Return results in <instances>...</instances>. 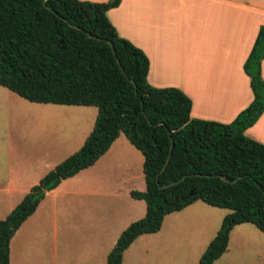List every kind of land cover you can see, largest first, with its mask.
I'll use <instances>...</instances> for the list:
<instances>
[{
    "label": "trees",
    "instance_id": "trees-1",
    "mask_svg": "<svg viewBox=\"0 0 264 264\" xmlns=\"http://www.w3.org/2000/svg\"><path fill=\"white\" fill-rule=\"evenodd\" d=\"M119 2L0 0V85L30 102L97 108L81 147L0 219V264H9L12 237L46 193L95 164L120 134L143 156L145 190L130 196L146 210L122 230L106 264H122L137 237L158 232L166 215L197 200L229 210L199 264L227 250L236 225L264 233V144L244 133L264 111V24L245 63L254 99L224 124L191 117V99L180 89L148 83V57L106 14Z\"/></svg>",
    "mask_w": 264,
    "mask_h": 264
},
{
    "label": "crops",
    "instance_id": "crops-1",
    "mask_svg": "<svg viewBox=\"0 0 264 264\" xmlns=\"http://www.w3.org/2000/svg\"><path fill=\"white\" fill-rule=\"evenodd\" d=\"M106 14L118 34L141 48L148 57V83L157 88L175 87L183 91L191 99V117L231 123L253 101L245 63L264 24V0H120L119 5ZM260 75L264 81V58L260 63ZM44 106V103L30 102L0 85V164L5 167L2 180L6 183L0 189L12 197H19V202L50 170L49 161L58 150L55 141L51 143L46 138L30 142L22 135L20 143L14 145L9 137L14 132H27L31 111L55 119L56 112L42 111ZM48 130L56 133L55 126ZM244 133L264 144V111ZM197 201L179 211L194 213V217L202 209ZM170 214L163 219L161 229ZM86 226L94 230L91 224ZM122 230L115 233L117 238ZM145 235L149 234L137 237L124 251L122 264L126 252L134 246L135 254L138 249L134 244ZM114 244L111 246L108 239H97L93 244L97 259L91 264H106ZM11 257L10 242L9 264Z\"/></svg>",
    "mask_w": 264,
    "mask_h": 264
},
{
    "label": "rangeland",
    "instance_id": "rangeland-1",
    "mask_svg": "<svg viewBox=\"0 0 264 264\" xmlns=\"http://www.w3.org/2000/svg\"><path fill=\"white\" fill-rule=\"evenodd\" d=\"M42 111H55V119L31 111L27 132H14L9 139L14 145L20 143L22 135L30 142L44 138L55 141L58 152L49 161L51 170L81 147L93 128L97 108L45 104ZM52 126L55 134L49 133ZM142 163V154L121 134L94 165L63 180L46 195L15 232L11 264H91L97 259L93 245L97 239H108L112 246L116 232L144 215L145 202L130 196L131 190H145ZM4 169L0 164V188L6 184L2 180ZM19 200L0 189V219ZM196 203L202 209L196 210L194 217L185 210L170 214L160 232L145 235L134 244L136 255L134 246L126 252L123 264H199L229 210ZM87 224L94 230L87 229ZM213 264H264V233L250 223L236 225L227 250Z\"/></svg>",
    "mask_w": 264,
    "mask_h": 264
},
{
    "label": "water",
    "instance_id": "water-1",
    "mask_svg": "<svg viewBox=\"0 0 264 264\" xmlns=\"http://www.w3.org/2000/svg\"><path fill=\"white\" fill-rule=\"evenodd\" d=\"M43 2H45V0H43ZM75 27H76V26H75ZM76 28H77V27H76ZM109 44H110V46H111V48H112V50H113V52H114L113 44H112L111 42H109ZM117 62L119 63L118 59H117ZM129 80H130V82L133 83L134 87H136V85H135V83L133 82V80H132V79H129ZM172 147H173V144L171 143V149H172ZM168 161H169V157L167 158V161H166V163H165V165L163 166L162 169H164V167L166 166V164H167ZM221 178L224 179V180H226V181H228V179H226L225 176H221ZM172 184H174V183H172Z\"/></svg>",
    "mask_w": 264,
    "mask_h": 264
}]
</instances>
